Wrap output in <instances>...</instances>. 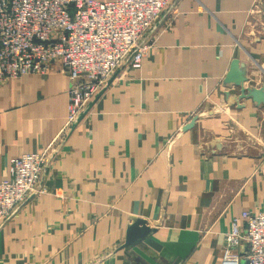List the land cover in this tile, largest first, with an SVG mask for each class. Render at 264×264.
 <instances>
[{
	"label": "crops",
	"instance_id": "1",
	"mask_svg": "<svg viewBox=\"0 0 264 264\" xmlns=\"http://www.w3.org/2000/svg\"><path fill=\"white\" fill-rule=\"evenodd\" d=\"M143 42L59 141V61L0 84V181L49 153L48 192L0 224V264H219L232 218L264 210V96L227 80L264 88V0H173Z\"/></svg>",
	"mask_w": 264,
	"mask_h": 264
},
{
	"label": "built area",
	"instance_id": "2",
	"mask_svg": "<svg viewBox=\"0 0 264 264\" xmlns=\"http://www.w3.org/2000/svg\"><path fill=\"white\" fill-rule=\"evenodd\" d=\"M172 2L0 0V84L45 75L59 61L69 79L68 116L59 141L124 61L141 68L150 49L143 38ZM48 154L47 148L10 159L8 175L0 181V224L28 197L48 192L40 184ZM219 264H264V210L232 218Z\"/></svg>",
	"mask_w": 264,
	"mask_h": 264
},
{
	"label": "rangeland",
	"instance_id": "3",
	"mask_svg": "<svg viewBox=\"0 0 264 264\" xmlns=\"http://www.w3.org/2000/svg\"><path fill=\"white\" fill-rule=\"evenodd\" d=\"M243 77V76H242ZM227 80H230L231 82L236 83V87H238L239 90H236L239 94L240 100L244 99H252L254 102H257V104H260L263 102V87H258V85L253 86L252 80H245L241 78L240 76L235 77H228ZM250 83V85L248 83ZM247 83V87L245 88V84Z\"/></svg>",
	"mask_w": 264,
	"mask_h": 264
},
{
	"label": "water",
	"instance_id": "4",
	"mask_svg": "<svg viewBox=\"0 0 264 264\" xmlns=\"http://www.w3.org/2000/svg\"><path fill=\"white\" fill-rule=\"evenodd\" d=\"M101 94H102V91H100V92L96 95L95 99H94L93 101H91V102L88 104L87 108L85 109V111H83V112L80 114V116L78 117L77 122L73 125V127H75L76 124H77L78 122L81 121V119H82V118L86 115V113L90 110V108H91V106L93 105L94 101H95L96 99H98V98L100 97Z\"/></svg>",
	"mask_w": 264,
	"mask_h": 264
}]
</instances>
